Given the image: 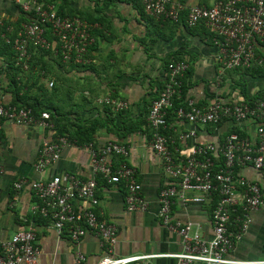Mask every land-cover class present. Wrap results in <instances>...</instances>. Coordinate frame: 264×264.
Segmentation results:
<instances>
[{"label": "crops", "instance_id": "0c3cea01", "mask_svg": "<svg viewBox=\"0 0 264 264\" xmlns=\"http://www.w3.org/2000/svg\"><path fill=\"white\" fill-rule=\"evenodd\" d=\"M45 1L52 3L60 14L91 23L93 41L87 49V61L76 68L51 57L60 64L54 62L42 82L54 81L61 92L55 99L62 111V114L55 115L57 125L50 115L51 128L0 120V244L18 230L32 229L39 250L37 263L75 264V252L80 251L84 256L83 264H96L107 253L106 245L90 231L77 241L72 240L69 224L58 233L51 226L49 216L34 211L39 200L29 183L65 172L88 179L93 175L87 145L91 143L99 147L108 141H116L127 146L128 155L111 156L112 167L125 161L134 169V178L141 184L148 206L144 211L127 210L123 182L110 184L96 176L98 204L93 210L116 229L111 254H153L156 256L148 258L146 264H177L171 254L181 251L180 237L168 231L157 216V196L163 184V171L149 146L148 108L167 78L166 64L174 59H184L188 63L182 78L184 99L190 98L199 105L214 99L226 103H249L258 99L264 93V39L255 42L256 55L262 63L251 65L259 69H223L218 48L204 23L186 24L189 6H211L216 0H176L183 5L176 21L147 14L139 0ZM26 20L28 16L21 10L18 0H0V24L7 25L2 37L15 36ZM1 93L3 100L10 102L11 95ZM105 96L122 100L126 106L114 109L108 103L98 102ZM167 119L170 148L185 154L198 142L218 144L230 133L256 143V127L260 122L264 124V120L252 117L241 121L224 118L216 126L194 125L173 114ZM58 126L63 130L67 127L68 131L60 134ZM90 126H94L92 142L77 144L76 137H70L71 133L78 132L81 138L84 129ZM187 130H194L195 136L180 139L179 134ZM61 136L70 143L61 147L56 161L38 171L35 167L38 149L45 141ZM216 160L220 158L216 156ZM235 170V176L242 175L260 186L262 204L250 212L251 222L247 230L235 238L227 256L240 260L264 259V173L249 164L240 165ZM18 179L25 182L14 198L13 184ZM188 194L199 193L188 191ZM72 205L82 208L87 203L76 199ZM210 207L211 199L189 203L176 200L171 213L181 221L200 223L205 238H210ZM230 229L235 231V225L232 224ZM18 264L26 263L20 261ZM128 264H144V261Z\"/></svg>", "mask_w": 264, "mask_h": 264}, {"label": "built area", "instance_id": "2783aa9c", "mask_svg": "<svg viewBox=\"0 0 264 264\" xmlns=\"http://www.w3.org/2000/svg\"><path fill=\"white\" fill-rule=\"evenodd\" d=\"M144 11L156 18L176 21L183 5L176 0H139ZM21 10L30 13V18L22 23L16 35L10 39L15 52L16 64L23 70L29 68L31 48L54 50L62 61L82 64L87 61L88 46L93 41L90 31L93 25L75 16H66L57 12L52 3L45 0H18ZM203 22L212 35L218 48L219 61L223 69L250 67L261 64L256 55L255 42L264 39V0H216L211 6L191 5L187 8L186 24L193 26ZM49 32L51 37H47ZM188 63L184 59H174L166 64L167 78L158 95L151 101L147 112V123L151 127L149 146L158 157L163 171V184L158 193L157 216L171 233L181 240V251L171 254L177 264H264V259L240 260L227 256L233 248L235 238L248 228L250 212L262 204L260 186L242 175L235 176L236 167L249 164L264 173V124L256 127L257 142L252 143L246 137L236 133L227 135L223 142H198L187 154L170 148L169 135L161 132L168 126V112L172 109L177 119H183L194 125L216 126L224 118L237 121L249 117L264 120V96L250 103H226L218 99L205 105H198L186 98V107L173 108L175 98L181 96V84ZM46 85L51 87L52 80ZM1 86V82H0ZM121 109L126 106L122 100L105 96L98 100ZM0 120L18 125H33L51 128L49 113L42 111L34 115L30 108L14 105L3 100L0 92ZM194 130L183 131L180 139L194 137ZM66 137L45 141L38 149L35 167L43 170L59 158L61 147L69 144ZM74 145V143H71ZM92 177L81 179L72 173L53 175L48 179L31 181L29 186L39 200L34 206L43 216L51 218V226L60 233L65 224H69L72 240H78L90 231L105 244L107 253L96 264H128L146 260L153 254L112 255L116 241V229L113 224L99 218L93 210L98 204L95 196L96 176L106 183L123 182L126 209L144 211L148 203L142 194L141 184L134 178V169L125 161L115 168L111 156L126 157V145L108 141L102 146L87 145ZM216 156L220 158L216 160ZM24 179L14 182V198L24 184ZM188 191H198V195H189ZM216 197L210 212L212 234L205 238L200 223L181 221L172 216L174 201L183 203L203 202ZM82 199L87 206L73 207L72 201ZM234 224L236 230L230 226ZM39 250L35 244L32 229L18 230L0 244V264L37 263ZM84 256L75 252V264H83ZM54 264V263H48Z\"/></svg>", "mask_w": 264, "mask_h": 264}, {"label": "trees", "instance_id": "16d2710c", "mask_svg": "<svg viewBox=\"0 0 264 264\" xmlns=\"http://www.w3.org/2000/svg\"><path fill=\"white\" fill-rule=\"evenodd\" d=\"M28 16V19L30 18V13H25ZM27 21V20H26ZM7 31V25L3 22L0 24V82H1V92H8L11 95L10 103L22 107H28L31 109L32 113L34 115H39L42 111H47L50 115L51 120L53 121L55 118V115H58L59 113L62 114L61 108L59 105L55 103V99L59 98L58 94L60 92L59 87L55 84L53 81V85L51 87H48L46 83L42 82V78L46 77L45 72L48 73L50 69L53 68L54 62L59 63L62 61V58L60 55L55 54L54 50H43L40 48H31V59L29 62V68L27 70H23L21 66L16 64V57L15 52L12 47L11 43L6 42L4 36ZM4 33V34H3ZM2 34L4 35L2 37ZM47 37H51L49 35V32L46 34ZM14 36H10L8 38L12 39ZM57 57L60 62L54 60L51 57ZM69 65H72V67L80 66L79 64L68 62ZM245 70H253V69H259L257 66H251L248 68H244ZM57 78V76H56ZM183 79L181 84V96L179 98H175L173 101V108L183 105L186 107V102L184 99V92H183ZM264 93L259 97L263 98ZM257 100V98L255 99ZM253 100V101H255ZM249 102L250 104L253 103ZM199 105V104H198ZM201 105V104H200ZM172 109H169V114H173L171 112ZM63 117V116H62ZM64 118H61L60 121H63ZM168 120V119H167ZM54 125H57V121H53ZM66 126V125H65ZM63 130L61 128L58 129L61 131L60 134H62ZM94 126H90V128L84 129V136L79 138L78 132L71 133L70 137L75 138L77 144H88L92 142L91 133L93 132ZM78 130V129H77ZM68 131V130H67ZM162 133L166 134L168 131L161 130ZM59 134V135H60ZM216 202V197H213L211 199V207L210 212L214 207V204Z\"/></svg>", "mask_w": 264, "mask_h": 264}]
</instances>
